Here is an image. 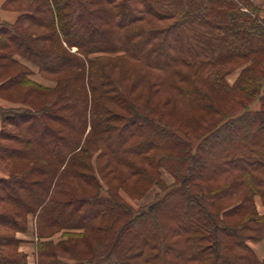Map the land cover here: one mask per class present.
<instances>
[{"label": "trees", "instance_id": "trees-1", "mask_svg": "<svg viewBox=\"0 0 264 264\" xmlns=\"http://www.w3.org/2000/svg\"><path fill=\"white\" fill-rule=\"evenodd\" d=\"M2 8L19 16L0 21V93L19 89V101L0 106V264H28L16 235L29 216L35 264H264L250 246L264 241L254 12L234 0ZM153 188L137 208L120 194Z\"/></svg>", "mask_w": 264, "mask_h": 264}, {"label": "rangeland", "instance_id": "rangeland-1", "mask_svg": "<svg viewBox=\"0 0 264 264\" xmlns=\"http://www.w3.org/2000/svg\"><path fill=\"white\" fill-rule=\"evenodd\" d=\"M234 1H237V4L242 7V10L244 12H254L258 18L264 22V0H247L248 3H252L253 4V8L255 7V9L252 8L251 9H248L247 7V4L241 2V0H234ZM240 61H232V64L229 65V67L231 68H234L236 66H238ZM238 74H239V70H235L233 72H231L228 76H227V81L228 83L231 85L234 83V81L236 80V78L238 77ZM34 77V76H33ZM36 81L38 82H41L43 85H48V86H53L54 83L51 82V81H47L45 79H39V77L36 75L35 77ZM17 91V93L15 92ZM18 92H19V89H14V92L13 91H3L0 93V106H18V104H14L15 101H19V97H18ZM8 98H11L10 101H14V103L8 101ZM7 99V100H6ZM255 107L252 108V110L254 109H258V106L254 105ZM1 125V123H0ZM187 125L185 126H182L183 128H187L186 127ZM127 131H124V134L126 133ZM3 163L0 162V172L3 171L4 167H3ZM217 165H214L213 167H216ZM162 180L167 184V185H170L173 180L172 178L169 176L168 173L166 172H162ZM156 188H153L151 189L150 191L147 192V194L140 200H136V201H130L127 199V197L124 195L125 193L123 191H121V196L126 200L127 203H130L131 205H133L134 207H141V206H144V205H147L149 203H151L154 199V195L156 193ZM124 193V194H123ZM255 201V206L258 210L259 213H263V210H262V206H261V203H260V199L258 197H255L254 199ZM175 202V201H174ZM28 225H30V227L32 228L33 232H34V226H35V221H34V218H32L31 216H29L28 218ZM28 230V229H27ZM19 234H23V233H19ZM18 235V234H17ZM16 235V236H17ZM52 239H56V240H59L60 239V234H57V235H54L52 237ZM258 244H261V245H258ZM251 245H255V246H251ZM250 246L253 248V250L255 249L256 251V254L259 256V257H262L263 254H264V241L263 242H260V243H257V244H250ZM260 249V250H259ZM262 255V256H261Z\"/></svg>", "mask_w": 264, "mask_h": 264}, {"label": "crops", "instance_id": "crops-1", "mask_svg": "<svg viewBox=\"0 0 264 264\" xmlns=\"http://www.w3.org/2000/svg\"><path fill=\"white\" fill-rule=\"evenodd\" d=\"M4 1L5 0H0V21L6 22L8 24H13L16 21L17 17L19 16V13L14 12V11L4 10L2 8V4ZM17 239H19L21 241V244L19 246V251L26 254L28 264H35V257H34V255H35V244H34V242L36 241V239L33 236V230L30 227V225H28V230L26 233L17 235ZM54 240L57 241L56 239H54ZM258 245H261V244H258ZM251 246H255V245H251ZM254 251H256V250L254 249ZM257 257L259 259H264V254L262 257H259L258 255H257Z\"/></svg>", "mask_w": 264, "mask_h": 264}]
</instances>
